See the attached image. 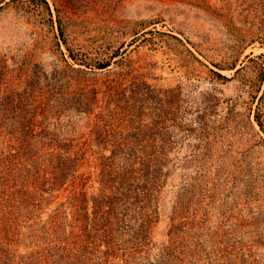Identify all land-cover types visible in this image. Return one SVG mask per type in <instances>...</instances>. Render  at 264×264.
<instances>
[{"label":"rangeland","instance_id":"obj_1","mask_svg":"<svg viewBox=\"0 0 264 264\" xmlns=\"http://www.w3.org/2000/svg\"><path fill=\"white\" fill-rule=\"evenodd\" d=\"M47 1L0 4V264H264V0Z\"/></svg>","mask_w":264,"mask_h":264},{"label":"trees","instance_id":"obj_2","mask_svg":"<svg viewBox=\"0 0 264 264\" xmlns=\"http://www.w3.org/2000/svg\"><path fill=\"white\" fill-rule=\"evenodd\" d=\"M4 0H0V4L3 2ZM11 1H15V0H11ZM43 5L45 6V10L47 11L48 15H51V10H50V7H49V4H48V1L47 0H40ZM8 2V1H7ZM0 8H1V5H0ZM56 11H58V9H56ZM57 22H58V29H59V37L62 41V43L65 45L66 49L68 50V53H69V56L78 64H82V65H85V66H88V67H97V68H105L107 67L111 60L118 54L117 53V50L113 51L112 53H109L107 56H105L104 58L102 59H94V60H91L90 58L87 59L85 57H82L80 58L79 57V53H75L71 48H70V45L68 44L67 42V39L65 38L64 36V28L63 26L61 25V19L59 18L58 16V19H57ZM49 23L50 24H53V20L50 18L49 19ZM217 76L221 77V78H226L225 76L221 75L220 73H217L216 71H213ZM259 124L260 121L258 119V117H256Z\"/></svg>","mask_w":264,"mask_h":264}]
</instances>
